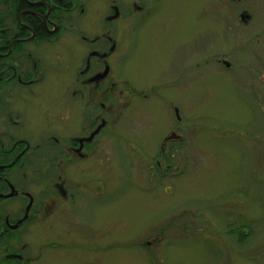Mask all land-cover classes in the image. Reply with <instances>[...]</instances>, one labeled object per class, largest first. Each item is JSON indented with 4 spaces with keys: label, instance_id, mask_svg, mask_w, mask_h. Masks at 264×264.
<instances>
[{
    "label": "flooded vegetation",
    "instance_id": "af4514ba",
    "mask_svg": "<svg viewBox=\"0 0 264 264\" xmlns=\"http://www.w3.org/2000/svg\"><path fill=\"white\" fill-rule=\"evenodd\" d=\"M5 2L0 264H109L111 215H126L120 211L136 208L142 194L163 198L159 187L172 202L171 179L183 174L174 158L188 152L189 125L178 104L187 72L219 73L231 64L218 49L199 51L177 69L179 41L163 42L162 31L156 37L168 22L151 21L156 0L106 1L101 22L87 0ZM181 41L186 48L189 40ZM116 140L125 141L131 160L151 152L161 157L146 166L145 186L135 179L143 172L136 167L128 181L111 180L116 161L109 146ZM175 185L183 186L178 195L189 190Z\"/></svg>",
    "mask_w": 264,
    "mask_h": 264
},
{
    "label": "rangeland",
    "instance_id": "374dc122",
    "mask_svg": "<svg viewBox=\"0 0 264 264\" xmlns=\"http://www.w3.org/2000/svg\"><path fill=\"white\" fill-rule=\"evenodd\" d=\"M87 1L99 15L94 21L101 22L112 0ZM157 4L151 21L168 22L158 25L156 37L162 31L163 42L179 41L173 53L177 69L199 51L218 49L231 69L187 72L188 87L180 89L178 104L189 125L188 152L174 158L183 174L171 179L172 202L159 187L163 198L142 194L136 208L120 211L126 215H111L107 244L115 252L108 254L109 264H264V0ZM242 11L250 17L248 25L239 20ZM181 40H189L186 48L179 47ZM109 147L116 161L113 181H128L130 172L135 177L136 167L143 172L135 179L145 186L146 166L161 159L152 152L129 159L124 140ZM177 181L189 186L187 193L178 195L183 186Z\"/></svg>",
    "mask_w": 264,
    "mask_h": 264
},
{
    "label": "water",
    "instance_id": "95a60500",
    "mask_svg": "<svg viewBox=\"0 0 264 264\" xmlns=\"http://www.w3.org/2000/svg\"><path fill=\"white\" fill-rule=\"evenodd\" d=\"M237 1H241V0H237ZM241 19H242V22L246 23L247 21L250 20V17L248 15H241Z\"/></svg>",
    "mask_w": 264,
    "mask_h": 264
},
{
    "label": "trees",
    "instance_id": "16d2710c",
    "mask_svg": "<svg viewBox=\"0 0 264 264\" xmlns=\"http://www.w3.org/2000/svg\"><path fill=\"white\" fill-rule=\"evenodd\" d=\"M0 5H1V6L6 5L5 0H0Z\"/></svg>",
    "mask_w": 264,
    "mask_h": 264
}]
</instances>
